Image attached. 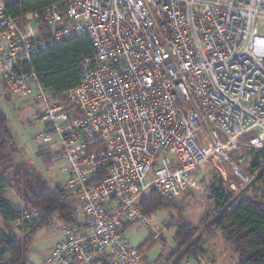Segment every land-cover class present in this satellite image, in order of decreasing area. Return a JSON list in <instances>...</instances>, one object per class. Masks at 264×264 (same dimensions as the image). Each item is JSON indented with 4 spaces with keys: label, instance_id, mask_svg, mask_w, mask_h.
Instances as JSON below:
<instances>
[{
    "label": "built area",
    "instance_id": "2783aa9c",
    "mask_svg": "<svg viewBox=\"0 0 264 264\" xmlns=\"http://www.w3.org/2000/svg\"><path fill=\"white\" fill-rule=\"evenodd\" d=\"M19 1L0 0V81L44 104L36 141L63 162L81 218L60 224L40 264H148L124 229L149 224L139 207L148 190L175 200L212 164L238 178L232 205L264 174V159L253 174L243 167L264 151V0H60L14 16ZM82 34L93 52L78 61V84L59 94L40 84L30 56ZM39 215L28 208L14 224Z\"/></svg>",
    "mask_w": 264,
    "mask_h": 264
},
{
    "label": "trees",
    "instance_id": "16d2710c",
    "mask_svg": "<svg viewBox=\"0 0 264 264\" xmlns=\"http://www.w3.org/2000/svg\"><path fill=\"white\" fill-rule=\"evenodd\" d=\"M58 1L22 0L10 4L8 10L12 15L20 16L40 12ZM92 52L89 37L82 34L37 51L30 56L29 65L40 84L59 94L78 84V61ZM4 91L8 93L5 88ZM62 101L72 108L66 100ZM17 151V145L7 129L6 118L0 112V264H28L32 234L38 228L50 224L54 218L66 224L81 226L75 213V199L71 201L68 198L72 194L58 185L46 184L36 172L22 163H16L14 156ZM38 153L41 154L40 150ZM237 154V151L234 152L232 157L236 158ZM262 159L264 151L253 156L247 166H243L245 171L253 174ZM230 181H238L231 172L227 180L220 178L209 186L216 211L210 227L217 228L224 243L237 254L235 264H264V174L255 176L251 183V196H244L232 205H227L232 196L228 191ZM10 193L18 197L22 208L14 207L6 199L5 196ZM139 207L147 217L163 209H176L178 213L181 209L174 200H165L153 189L143 194ZM28 208L39 211L40 215L15 225L14 222L21 220L23 211ZM201 224L203 220L198 225L182 222L174 232V246L168 253L159 254L155 259H149L146 253L159 235L154 237L153 233L136 248L148 264H183L186 260L194 263L198 256L203 258L206 254L203 239L200 234L197 235ZM128 225L125 224L124 229ZM16 228L22 232L21 235L17 234Z\"/></svg>",
    "mask_w": 264,
    "mask_h": 264
},
{
    "label": "rangeland",
    "instance_id": "374dc122",
    "mask_svg": "<svg viewBox=\"0 0 264 264\" xmlns=\"http://www.w3.org/2000/svg\"><path fill=\"white\" fill-rule=\"evenodd\" d=\"M257 31L264 34V21L258 22ZM36 92L32 88L31 93L26 96L14 95L10 92L5 93L4 87L0 81V112L6 118L7 129L16 143L18 151L14 156L16 163H22L28 169L33 170L50 186H60L66 189L67 174L61 172L64 165L62 161L50 162V160L39 154V147L36 137L45 127L43 124L36 125L33 122V115L41 111L44 104L36 99ZM54 101L50 100L49 104ZM204 138V130L201 128V139ZM227 179L230 176V170H226ZM220 172L212 164L201 167L194 173V180L197 188L185 192L174 200L181 209L159 210L148 217L149 224L132 223L125 229V235L128 241L134 247L144 243L153 233H158V239L154 241L151 248L146 253L149 259H155L157 255L168 253L174 246V232L184 221L193 225H200L197 235L200 234L203 239V246L206 251L201 260L211 264H235L238 256L228 247L220 232L215 227H210V222L215 216V206L210 197L209 186L220 179ZM226 179V180H227ZM224 180V179H223ZM225 181V180H224ZM13 194V193H12ZM251 184L244 190L243 196H251ZM13 202L19 201L16 195L8 194ZM69 200L75 199L74 208L76 217L80 219L78 201L70 195ZM68 200V199H67ZM227 204V203H226ZM23 206V205H22ZM58 218V217H57ZM184 220V221H182ZM57 222H61L60 220ZM58 224L51 221L50 224L38 228L31 236L28 253V264H36L47 249L52 245V239L48 236L58 230ZM211 260V261H210ZM199 264V260H194Z\"/></svg>",
    "mask_w": 264,
    "mask_h": 264
},
{
    "label": "crops",
    "instance_id": "0c3cea01",
    "mask_svg": "<svg viewBox=\"0 0 264 264\" xmlns=\"http://www.w3.org/2000/svg\"><path fill=\"white\" fill-rule=\"evenodd\" d=\"M10 195H13L12 193H10ZM6 197V199L14 206V207H17V208H22L23 206V204L20 202V201H17V202H13L10 198H8V194L5 196ZM78 208H79V213H80V207H79V204H78ZM80 220V222H81V218L79 219ZM52 221H54V224H58V226H60V224L62 223V222H57V221H59L58 219H56V218H54ZM16 232H17V234H22V232L21 231H19L17 228H16V230H15ZM61 237H62V235H61V233H60V227H59V231L58 230H56V231H54V232H52L49 236H48V238L50 239H52V245L47 249V251L44 253V254H42L41 255V257L39 258V260H38V262L36 263V264H40L41 262H42V260H43V258L50 252V250L52 249V247L54 246V244L58 241V240H60L61 239ZM211 261V260H210ZM211 264V263H210Z\"/></svg>",
    "mask_w": 264,
    "mask_h": 264
}]
</instances>
